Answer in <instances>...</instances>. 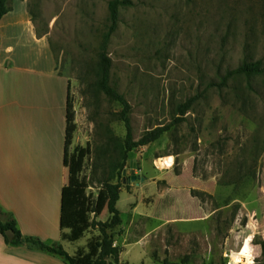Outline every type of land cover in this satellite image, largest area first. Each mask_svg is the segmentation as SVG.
<instances>
[{
    "label": "rangeland",
    "instance_id": "374dc122",
    "mask_svg": "<svg viewBox=\"0 0 264 264\" xmlns=\"http://www.w3.org/2000/svg\"><path fill=\"white\" fill-rule=\"evenodd\" d=\"M25 1L70 82L74 142L85 143L69 151V169L81 150L78 177L95 196L101 180L120 182L117 264H264V72L210 87L171 123L176 104L226 71L264 66V0H130L119 9L109 82L130 106L133 138L172 124L127 154L119 179L109 163L125 135L121 107L96 85L110 0Z\"/></svg>",
    "mask_w": 264,
    "mask_h": 264
},
{
    "label": "crops",
    "instance_id": "0c3cea01",
    "mask_svg": "<svg viewBox=\"0 0 264 264\" xmlns=\"http://www.w3.org/2000/svg\"><path fill=\"white\" fill-rule=\"evenodd\" d=\"M7 6L0 20V211L12 215L22 235L58 242L73 255L98 232L89 229L69 242L63 236L70 229L60 227L76 201L96 197L70 185L69 151L85 143L74 142L75 132L71 148L65 147L70 82L57 71L53 46L37 34L26 1L7 0ZM0 264L65 263L26 246H9L0 234Z\"/></svg>",
    "mask_w": 264,
    "mask_h": 264
},
{
    "label": "trees",
    "instance_id": "16d2710c",
    "mask_svg": "<svg viewBox=\"0 0 264 264\" xmlns=\"http://www.w3.org/2000/svg\"><path fill=\"white\" fill-rule=\"evenodd\" d=\"M131 5L130 0H110L108 3V25L105 33L102 34L100 50L98 53L97 62V81L96 85L100 92L110 101L116 102L121 107L116 114L117 118L123 123L125 129L124 138L117 145L118 158L111 160L109 168L112 174H115L117 179L121 174L126 160L127 154L139 147H144L156 141L163 133L169 130L170 125H157L151 129L146 130L138 139L133 138L132 128L129 120L130 106L125 98L117 92V90L110 85L109 75L111 68V60L106 52L107 44L112 33L116 30L118 24L119 9L123 6ZM9 10L7 0H0V20L2 16ZM264 72V66L260 61H244L233 70H228L222 76L218 83H208L202 92L185 99L183 102L176 104L174 116L171 123L177 124L184 121L186 111L202 97L204 92L212 86H223L227 79L236 76H252L259 75ZM66 128H65V147L71 143L72 133L75 129L74 113L72 105L67 94L66 101ZM83 155L79 150L77 156L71 161V178L70 185L76 189H84L88 184L84 180H79V173L81 171ZM101 188L97 196L92 198L76 201V205L72 208L70 213H65L62 216L60 227L69 228L70 233L64 235L63 238L69 242L77 241L81 238L84 232L89 229L96 230L98 235L87 240L85 248H79L73 255L68 254L58 242L46 243L38 238L31 236H24L19 231L16 221L11 214L0 211V234L3 237L5 244L17 247L26 246L29 249L37 250L49 255L60 258L65 264H117L119 262L120 247L115 244L113 237V230L121 224L119 211L116 203L119 200L120 182L119 180L111 182L110 180H101ZM106 208L109 217L105 221H98L96 218ZM93 214V219H89V214ZM10 234V236L8 235ZM122 233V230H119ZM243 256H248L246 253V246L243 247ZM163 264H185L182 262H168Z\"/></svg>",
    "mask_w": 264,
    "mask_h": 264
},
{
    "label": "water",
    "instance_id": "95a60500",
    "mask_svg": "<svg viewBox=\"0 0 264 264\" xmlns=\"http://www.w3.org/2000/svg\"><path fill=\"white\" fill-rule=\"evenodd\" d=\"M124 172L125 171L123 170L122 173L124 174ZM131 174H133V172H131ZM131 179L134 180L135 179V176L132 175Z\"/></svg>",
    "mask_w": 264,
    "mask_h": 264
},
{
    "label": "clouds",
    "instance_id": "9594fccd",
    "mask_svg": "<svg viewBox=\"0 0 264 264\" xmlns=\"http://www.w3.org/2000/svg\"><path fill=\"white\" fill-rule=\"evenodd\" d=\"M249 264H251V261H249Z\"/></svg>",
    "mask_w": 264,
    "mask_h": 264
}]
</instances>
